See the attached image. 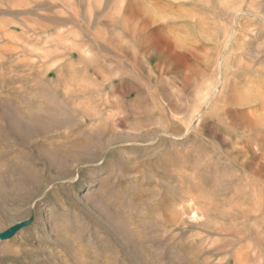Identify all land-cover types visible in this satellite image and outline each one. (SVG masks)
<instances>
[{
    "label": "rangeland",
    "instance_id": "1",
    "mask_svg": "<svg viewBox=\"0 0 264 264\" xmlns=\"http://www.w3.org/2000/svg\"><path fill=\"white\" fill-rule=\"evenodd\" d=\"M0 264H264V0H0Z\"/></svg>",
    "mask_w": 264,
    "mask_h": 264
},
{
    "label": "bare ground",
    "instance_id": "2",
    "mask_svg": "<svg viewBox=\"0 0 264 264\" xmlns=\"http://www.w3.org/2000/svg\"><path fill=\"white\" fill-rule=\"evenodd\" d=\"M218 65H219V63H218ZM222 84V83H221ZM221 87V86H220ZM199 112V111H198ZM191 127V126H190ZM189 128V127H188Z\"/></svg>",
    "mask_w": 264,
    "mask_h": 264
},
{
    "label": "snow or ice",
    "instance_id": "3",
    "mask_svg": "<svg viewBox=\"0 0 264 264\" xmlns=\"http://www.w3.org/2000/svg\"><path fill=\"white\" fill-rule=\"evenodd\" d=\"M131 6V5H130Z\"/></svg>",
    "mask_w": 264,
    "mask_h": 264
}]
</instances>
